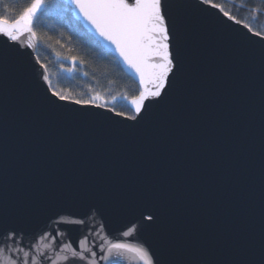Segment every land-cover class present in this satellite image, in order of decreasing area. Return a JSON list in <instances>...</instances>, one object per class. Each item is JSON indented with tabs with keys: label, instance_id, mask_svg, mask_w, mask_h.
Instances as JSON below:
<instances>
[{
	"label": "water",
	"instance_id": "1",
	"mask_svg": "<svg viewBox=\"0 0 264 264\" xmlns=\"http://www.w3.org/2000/svg\"><path fill=\"white\" fill-rule=\"evenodd\" d=\"M189 2L170 0L180 5L171 41L179 76L136 128L106 107L54 103L37 38L0 36V218L34 258L37 245L53 258L68 245L91 248L96 264H144L129 249L150 246L168 264H261L264 47L218 5L200 11ZM78 21L141 90L114 46ZM138 201L159 209L158 227H139L130 210Z\"/></svg>",
	"mask_w": 264,
	"mask_h": 264
},
{
	"label": "snow or ice",
	"instance_id": "2",
	"mask_svg": "<svg viewBox=\"0 0 264 264\" xmlns=\"http://www.w3.org/2000/svg\"><path fill=\"white\" fill-rule=\"evenodd\" d=\"M67 3L73 6L77 19L82 20L106 44L114 46L123 61L139 75L143 87L131 100V113L107 109L108 112L114 113L115 117L126 122L124 127H139L149 118L153 108L166 103L173 81L179 76L182 67L179 45L174 55L171 41L176 29L173 8H179L180 5H173L170 0H67ZM186 6L200 11L218 7L213 0H193ZM0 7L3 8V11H0V36L13 43H19L25 34L33 39L37 37L33 30L34 21L39 14L50 7H57V4L55 0H31L14 18L9 14L14 12L15 8L7 0H0ZM252 7L255 11L253 19L258 20L264 15V0H252ZM224 16L236 25H241V20L235 16L227 12H224ZM242 27L247 30L244 39L252 43L259 42L264 47V31L254 30L247 23ZM28 47H33L31 42ZM72 59L75 62V58ZM44 79L46 80L47 76ZM52 97L54 103H70L80 109L106 107V102H103L100 95L81 99L72 97L70 93L52 92ZM130 210L139 214V227L146 231L158 227L162 222L159 209L149 201H138ZM75 223L82 224L83 221L77 220ZM0 230L3 231L4 239L10 242L0 246V264H59L60 261L64 264H96L95 260L89 259L96 256L95 251L89 247L77 250L65 245V254L53 258L41 252L37 245V255L34 258L31 249L24 250L22 234L15 229H5L2 218ZM17 241L21 243L18 244ZM112 247L122 249L128 246L115 243ZM129 250L138 251L144 259V264H168L164 256L152 250L150 246ZM261 264H264V252Z\"/></svg>",
	"mask_w": 264,
	"mask_h": 264
},
{
	"label": "trees",
	"instance_id": "3",
	"mask_svg": "<svg viewBox=\"0 0 264 264\" xmlns=\"http://www.w3.org/2000/svg\"><path fill=\"white\" fill-rule=\"evenodd\" d=\"M16 14L31 0H7ZM224 12L235 16L241 23L254 30L264 31V15L253 19L252 0H213ZM57 7H50L39 14L33 30L37 33L36 56L46 66L53 92L70 93L74 98L89 99L100 95L106 108L131 113L128 101L139 94L140 87L72 13L73 6L55 0ZM0 11L3 8L0 7ZM72 58H75V62ZM87 73V75H85Z\"/></svg>",
	"mask_w": 264,
	"mask_h": 264
}]
</instances>
